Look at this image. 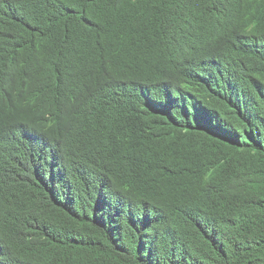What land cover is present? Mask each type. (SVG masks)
<instances>
[{"label": "trees", "instance_id": "obj_1", "mask_svg": "<svg viewBox=\"0 0 264 264\" xmlns=\"http://www.w3.org/2000/svg\"><path fill=\"white\" fill-rule=\"evenodd\" d=\"M0 264H264V0H0Z\"/></svg>", "mask_w": 264, "mask_h": 264}]
</instances>
